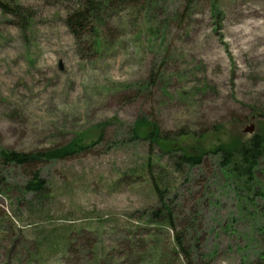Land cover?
I'll return each instance as SVG.
<instances>
[{
    "label": "rangeland",
    "instance_id": "obj_1",
    "mask_svg": "<svg viewBox=\"0 0 264 264\" xmlns=\"http://www.w3.org/2000/svg\"><path fill=\"white\" fill-rule=\"evenodd\" d=\"M19 1L25 30L0 15V151L96 143L33 169L0 161V264H184L176 235L192 264H264V222L240 218L215 158L177 173L130 135L145 118L207 151L261 129L264 0H140L79 43L64 24L77 0ZM36 171L45 187L28 193ZM152 181L173 220L153 215Z\"/></svg>",
    "mask_w": 264,
    "mask_h": 264
},
{
    "label": "trees",
    "instance_id": "obj_2",
    "mask_svg": "<svg viewBox=\"0 0 264 264\" xmlns=\"http://www.w3.org/2000/svg\"><path fill=\"white\" fill-rule=\"evenodd\" d=\"M140 0H77L76 6L66 15L64 24L76 42H82L84 37L97 38V27L101 26L100 16L108 10H119L125 6H137ZM153 3L155 0H144ZM19 0H0L1 17H10L17 22L21 30H25L31 22L30 13L21 6ZM213 7V12H216ZM96 42V41H95ZM93 47L100 52L103 47L102 41L94 43ZM153 84V83H152ZM133 139L147 142L152 152H158L160 156L167 157L173 171L182 173L186 168L193 169L204 163L205 156L215 158L216 169L226 183L227 189L234 194L240 205V218L248 221L251 225L261 220L264 222V213L259 215L257 210L260 200H264V187L259 184V175L264 173V117L261 129L250 137H233L229 142H224L211 150H205L201 145L204 136L196 140L194 148L184 145V141L190 138L188 132L180 131L177 134L164 132L161 127L145 118L137 120L130 129ZM98 140H101L99 134ZM85 143V136H76L64 147L48 149L32 153H16L5 150L0 151V161L5 166L24 167L33 169L35 166L55 161H63L72 158L90 149L92 145ZM153 163L149 162L148 167ZM263 168V169H262ZM39 171L32 174V179L25 186L28 193H42L45 181L41 180ZM153 188L157 194L161 210L153 214L156 218L165 215L173 220L172 211L165 203L164 191L159 185L152 181ZM239 218V220H240ZM237 220L232 221L236 223ZM169 225L172 221L169 220ZM264 235V228H255ZM181 260L184 264H192L190 253L185 250V243L181 237H174ZM178 254V255H179Z\"/></svg>",
    "mask_w": 264,
    "mask_h": 264
},
{
    "label": "water",
    "instance_id": "obj_3",
    "mask_svg": "<svg viewBox=\"0 0 264 264\" xmlns=\"http://www.w3.org/2000/svg\"><path fill=\"white\" fill-rule=\"evenodd\" d=\"M248 134L249 135H252L253 134V127H251V128L248 129Z\"/></svg>",
    "mask_w": 264,
    "mask_h": 264
}]
</instances>
